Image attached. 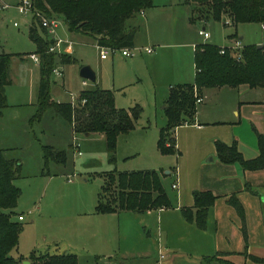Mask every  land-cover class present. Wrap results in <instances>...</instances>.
Returning a JSON list of instances; mask_svg holds the SVG:
<instances>
[{
  "label": "rangeland",
  "instance_id": "obj_1",
  "mask_svg": "<svg viewBox=\"0 0 264 264\" xmlns=\"http://www.w3.org/2000/svg\"><path fill=\"white\" fill-rule=\"evenodd\" d=\"M20 1L0 0V52L12 54L11 83L6 86L7 106L0 115V150L4 149L7 158L21 164L20 175L14 181L21 195L14 208L13 219L22 223L23 230L17 248L10 254L17 259L22 257L29 264L34 252L53 254L64 251L75 253L78 264H230V261L220 258L208 261L209 256L203 254V247L199 244L206 238L189 231L181 213L173 211L174 208L163 212L153 210L151 214L123 212L96 218L84 213L95 210L105 184L104 176L114 171L157 170L162 175L171 201L175 203L174 178L164 172L176 165V156L162 154L156 143L158 145L161 129L167 124L166 102L162 103L161 98L162 92L168 89V73L182 71L186 74L183 83L195 82L194 49L192 45L180 46V43L189 42L191 37L197 44L210 42L224 46L230 43V34L237 33V38L243 44H264L262 24H225L227 16L222 20L212 17L204 19L200 16V7L206 11V4L177 0L171 7L172 14H169V10L162 17L155 14L149 23L142 13L128 19L127 25L138 26L135 44L128 47L134 56H124L122 48H118L116 52L109 50L108 58H102L101 47L96 44L93 35L71 31L65 18L56 14L59 18L57 34L73 41L72 54L78 60L58 64L63 70L61 76L52 72V97L59 102L75 101L78 106L81 91L106 87L117 92L118 104L125 109L139 105L143 110L138 125L145 126V129L118 137L116 162L111 163L103 133L75 134L71 123L53 108L44 111L40 117L36 116L39 110L40 66L31 57L37 45L29 33L35 15L32 11L21 12L18 8ZM145 9H152L156 13L154 7ZM158 23L164 26L165 33L162 35L156 32L160 26ZM38 29L42 32L39 23ZM200 29L209 31L211 36L205 38L200 35ZM146 47L154 48V53L161 51L160 57L154 58L148 68L145 62L153 57L147 56L151 54L146 52ZM180 49H184L183 52ZM185 49L192 53L186 54ZM133 57L144 58L141 61L143 80L139 87L130 85V81L135 82L138 76L130 63ZM85 64H90L95 70L96 82L81 76L80 70ZM137 91L143 96L139 102L132 97ZM226 92L206 99V104L197 103L198 112L215 111L216 117L230 115L236 120L225 105L233 103L237 95L232 97ZM199 97H203V94ZM247 97L263 101L258 105L264 106L263 89H247L238 95L237 104L239 98ZM219 107L222 110L217 113ZM199 117L203 119L202 115ZM243 129L251 143L257 127L250 125L248 129ZM249 132L253 133L252 137ZM76 142L79 145L77 151L73 147ZM46 146L55 152H63L64 160L52 158L47 164ZM163 213L165 217L161 221L160 215ZM18 214L24 219L20 220ZM246 229L248 236L247 226ZM242 234L246 250L248 237L246 240L243 230ZM161 254L165 255L164 259Z\"/></svg>",
  "mask_w": 264,
  "mask_h": 264
},
{
  "label": "trees",
  "instance_id": "obj_2",
  "mask_svg": "<svg viewBox=\"0 0 264 264\" xmlns=\"http://www.w3.org/2000/svg\"><path fill=\"white\" fill-rule=\"evenodd\" d=\"M207 5V10L200 7V16L204 19L222 20L225 16L237 26L242 22H260L264 24V0H193ZM34 5L49 16H63L71 31L93 35L100 46L124 48L134 45L138 26L127 25L128 19L134 17L147 7L154 5V0H33ZM200 6V5H198ZM35 16L29 27L30 37L35 41L41 56L40 90L36 116L53 108L59 115L71 123L75 133H103L107 149L111 154L110 162H116L118 137L134 130L142 117L139 105L132 108H117L112 90L97 88L81 91L80 104L58 102L52 98L50 76L58 64L76 62L78 59L68 53L49 52L48 31L38 29ZM237 37V33L230 34ZM243 44L240 50L231 46L215 43H199L195 49L196 76L193 84L172 86L166 100L165 115L167 124L161 129L158 147L162 154L171 155L178 152L176 148L175 129L195 120L197 99L203 90L216 87H239L247 84L252 88H264V44ZM12 54L0 53V115L7 106L6 86L11 83L9 68ZM86 102L83 104L82 101ZM259 154L246 158L239 150L238 142L231 145L216 142L220 160L224 163H239L245 170L264 169V133H258ZM46 162L54 158L64 160L63 152H55L50 146L45 147ZM21 164L5 156L0 150V264H23V258L17 259L10 253L17 248L23 225L13 219L21 190L15 185L20 175ZM105 184L99 193L97 213H114L133 211L145 213L173 207L165 189L162 175L157 170L114 171L106 174ZM246 190L254 195L258 191L250 184ZM210 191H194L195 206L182 207L184 218L205 230L211 207L217 200ZM227 202L232 205L243 222L242 230L247 240L245 209L238 194L230 195ZM218 255L207 257L208 261L218 259ZM31 264H78L77 255L73 253L50 254L32 253Z\"/></svg>",
  "mask_w": 264,
  "mask_h": 264
},
{
  "label": "crops",
  "instance_id": "obj_3",
  "mask_svg": "<svg viewBox=\"0 0 264 264\" xmlns=\"http://www.w3.org/2000/svg\"><path fill=\"white\" fill-rule=\"evenodd\" d=\"M175 1L177 0H170L169 2H158V3H155L154 1V5L149 8L154 7L156 13L152 11V9H149V11H146V9H144L139 13L145 15L146 16L145 20L147 21V23H149V21H151V18L154 17L155 14L156 17H162L168 10H169L168 11L169 14H172L171 12L173 8L171 7L173 6V4L174 5L176 4ZM161 24L162 23H158V25L160 26H158L159 29L156 32L162 35V33L163 34L165 33V30H164V26H162ZM234 38L237 39L236 36L231 37L230 43L224 46L233 45ZM240 38H243V36H241ZM68 40H70L71 43L66 44L63 52L73 56L72 54L73 41L71 39ZM95 40H96V44L99 45L96 38ZM134 44H135V40H134ZM181 44L184 46L192 45V50L194 49L193 52L195 56V49L199 43L198 44L195 43L194 39L191 40L190 37L189 42H181L180 46ZM183 50L184 49H180V52L181 51L183 52ZM185 51L186 54L192 53L189 52L188 49H185ZM146 52L148 54H151L147 56L153 57V59L145 62L146 68H148L152 60H155L154 58L157 57L158 59L160 57L161 51L154 53V48H153L152 51L146 50ZM122 54L124 56H130L124 54L123 52ZM133 58L134 59H132L130 63L132 64V67H134V69L136 70V73H138V76H136L137 79L135 82H133V80L130 81L131 82L130 85L131 84L138 85L136 87H139V85L142 83L143 80L142 72H144V70H143V65H141V61H144V58L143 60H140V57H133ZM36 62L40 66V62L38 61ZM10 69H11V63L9 68V76H10ZM196 71L197 69L195 65V75H196ZM168 74H169L168 75L169 81H167L168 89L166 92L165 91L162 92L163 93V98H161L162 103L166 102L170 93V89L174 84H185L183 83L184 82L183 80L185 79L186 74L183 73L182 71L175 70L169 72ZM96 81H97V75H96V80L94 82ZM83 84L86 85V82L84 81ZM98 88L112 90L115 95L116 107L124 108L122 107L123 105L118 104L119 99L117 96V92L115 90L108 89L106 87H98ZM247 89L264 90L263 87L252 88L247 84H242L239 87L225 86V87L207 88L203 90V97H202L203 101L200 103L206 104L208 103L206 102L208 98H213L214 95L226 91L229 92L230 96L233 97L237 95L238 97V95H240L242 92L246 91ZM140 93L141 92L137 91V94L132 96V97H136V99H134L135 102H139L143 99V96L139 95ZM237 97H235L233 103L231 102L229 106L225 105V108L230 109L228 111H230L232 114L235 115V117L237 118L236 120H234V118L232 119L230 115L227 117H216V115L214 114L215 111L209 112L208 110L207 112H205L206 110H202L201 112H198L197 110L195 120L192 123H186L184 125L178 126L175 129L176 148L178 152L171 155L176 156V165L173 166L170 170H167L165 172H164L165 169H163V172L164 174L170 175L174 178L172 187L173 189L176 190V192L174 193L175 203L171 208H174L173 211H178L181 213L186 223V227H188L189 231L193 232L194 235L198 237L202 236V238H206L203 240V242L202 240L201 242H199V244L202 245L203 247L204 250L203 254H206L208 256L218 255L219 256L218 258H220V260L225 259L227 261H230V264H264V169L245 170L239 163H224L220 160L216 148L217 141H222L229 145H231L234 141H237L240 151L243 152L246 158H254L259 154L258 133H264V106H259L258 104H261L263 101H259L255 97H247L244 99L239 98V103L237 104L236 102ZM73 102L74 101H72L71 103ZM225 108L223 110L227 111V109ZM217 110L218 113L219 110H222V108L219 107V109ZM199 115H202L203 119H201ZM138 124L139 123H137V126L134 130L130 131L127 134H122V135L127 136L134 131L145 129V126H139ZM250 125L257 127L255 135L249 132L251 137L252 134L254 136V140L253 141L251 140V143H249L250 139L248 140V136H246L245 131L243 129V128L248 129ZM91 134L93 133H89L88 135ZM156 146L158 147L157 143ZM117 147H118V143H117ZM174 184H176L177 186L174 187L173 186ZM247 184L252 185L257 191L259 190L258 195H254L248 190H246ZM197 190L210 191L215 196L218 197L215 204L211 207L209 211L208 224L205 230L199 229L195 223L188 222L184 218L181 212L182 207L192 208L195 206L194 191ZM234 193L238 194L239 199H241L240 201L245 206V219H246L245 224L247 223L246 226L249 231L248 234L249 245L246 250H245L246 243L241 230L243 222L241 220V217L238 215L236 209L227 202L228 197ZM168 209L169 208L160 209L159 211L163 212ZM152 211L153 210L145 213L151 214L150 212ZM123 212H130L141 215L144 214L133 211H121V212H114L108 214L97 213L95 207V210L89 211V213H84V215L90 214V215H94V217L96 218L98 216L100 217L105 215H115V214L120 215ZM18 216L20 215L18 214ZM164 217L165 214L164 213L161 214L160 220L162 221ZM210 230H214V231L209 233ZM63 253H71V252L64 251ZM63 253H53V254H63Z\"/></svg>",
  "mask_w": 264,
  "mask_h": 264
},
{
  "label": "built area",
  "instance_id": "obj_4",
  "mask_svg": "<svg viewBox=\"0 0 264 264\" xmlns=\"http://www.w3.org/2000/svg\"><path fill=\"white\" fill-rule=\"evenodd\" d=\"M18 8L21 12L32 11L34 13V15L37 17L41 27H45L47 29L49 38L51 39L48 51L49 52H56V53H63L66 44L71 43V41L68 39L62 38L57 34V28L59 25V18L57 16H49L46 13H44L43 11H41L40 9H38L34 5L33 0H21L20 3L18 4ZM225 23H231V19L227 18ZM15 24H17V22H15ZM262 26L264 28V24H262ZM199 33L201 35H203L205 38L210 37V32L205 30V29H200ZM100 47H101V50H100L101 56L103 58L108 57L109 50H112V52H116L118 49V48L109 47V46H100ZM242 47H243V43L239 38L235 39L234 44L231 45V48L234 50H240ZM146 50L152 51L153 48L152 47H146ZM225 50H226V47L222 46L221 51L224 52ZM122 52L126 55H133L134 54V52L132 50H130L128 47L122 48ZM31 57L38 62L41 61V56L38 52L31 53ZM53 72L59 76L63 75V70L58 65H56L53 68ZM202 101H203L202 97H199L197 99V103H200ZM85 102H86L85 100L82 101L83 104ZM72 104L75 105V101ZM73 147L76 149V151L78 150L79 145L77 144V142L73 144ZM78 154L81 155V152H79ZM173 186L176 187L177 185L174 184ZM19 219L23 220L24 217L19 216ZM161 258L164 259L165 255L161 254Z\"/></svg>",
  "mask_w": 264,
  "mask_h": 264
},
{
  "label": "water",
  "instance_id": "obj_5",
  "mask_svg": "<svg viewBox=\"0 0 264 264\" xmlns=\"http://www.w3.org/2000/svg\"><path fill=\"white\" fill-rule=\"evenodd\" d=\"M258 46L262 47L263 45L259 44ZM80 74H81V76L85 77V79H89L91 81L96 80V72L90 64L83 65L81 67ZM29 263H30L29 261L24 262V264H29Z\"/></svg>",
  "mask_w": 264,
  "mask_h": 264
}]
</instances>
